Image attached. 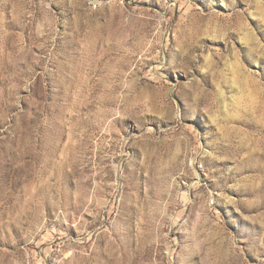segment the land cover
<instances>
[{
  "label": "rangeland",
  "instance_id": "rangeland-1",
  "mask_svg": "<svg viewBox=\"0 0 264 264\" xmlns=\"http://www.w3.org/2000/svg\"><path fill=\"white\" fill-rule=\"evenodd\" d=\"M0 264H264V0H0Z\"/></svg>",
  "mask_w": 264,
  "mask_h": 264
}]
</instances>
